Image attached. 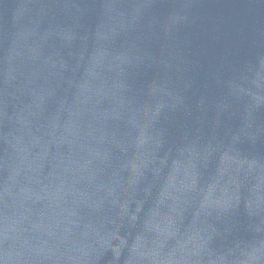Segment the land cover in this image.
Instances as JSON below:
<instances>
[{"label":"water","instance_id":"obj_1","mask_svg":"<svg viewBox=\"0 0 264 264\" xmlns=\"http://www.w3.org/2000/svg\"><path fill=\"white\" fill-rule=\"evenodd\" d=\"M0 264H264V0H0Z\"/></svg>","mask_w":264,"mask_h":264}]
</instances>
